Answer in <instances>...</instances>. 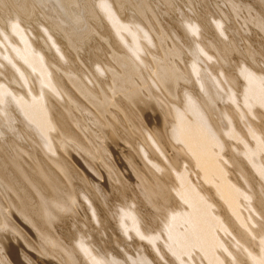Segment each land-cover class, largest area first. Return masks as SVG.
Wrapping results in <instances>:
<instances>
[{
	"label": "bare ground",
	"instance_id": "obj_1",
	"mask_svg": "<svg viewBox=\"0 0 264 264\" xmlns=\"http://www.w3.org/2000/svg\"><path fill=\"white\" fill-rule=\"evenodd\" d=\"M0 264H264V0H0Z\"/></svg>",
	"mask_w": 264,
	"mask_h": 264
}]
</instances>
